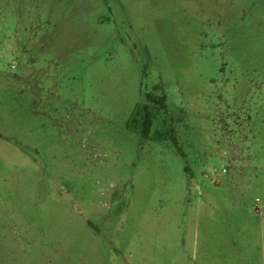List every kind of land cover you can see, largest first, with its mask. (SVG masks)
<instances>
[{"label": "rangeland", "instance_id": "rangeland-1", "mask_svg": "<svg viewBox=\"0 0 264 264\" xmlns=\"http://www.w3.org/2000/svg\"><path fill=\"white\" fill-rule=\"evenodd\" d=\"M0 264H264V0H0Z\"/></svg>", "mask_w": 264, "mask_h": 264}, {"label": "trees", "instance_id": "trees-1", "mask_svg": "<svg viewBox=\"0 0 264 264\" xmlns=\"http://www.w3.org/2000/svg\"><path fill=\"white\" fill-rule=\"evenodd\" d=\"M150 102H152V101H150ZM142 110H143V113H142V118H143V121H142V134L144 136H147L148 135V131H149V127H150V124H151V116H150V112L148 111V109L146 107H143ZM135 113L138 115V114H140V111L136 110Z\"/></svg>", "mask_w": 264, "mask_h": 264}]
</instances>
